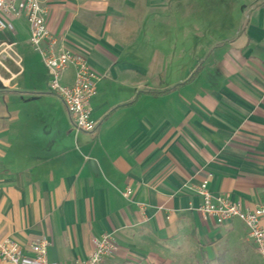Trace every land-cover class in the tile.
<instances>
[{"label": "crops", "instance_id": "1", "mask_svg": "<svg viewBox=\"0 0 264 264\" xmlns=\"http://www.w3.org/2000/svg\"><path fill=\"white\" fill-rule=\"evenodd\" d=\"M39 1L56 51L84 54L100 76L97 128L77 132L50 92L24 14L0 30V239L44 238L49 261L73 264L111 234L103 264H196L215 228L238 221L197 211L207 175L212 194L264 206V0L242 6L236 34L208 44L187 80L165 70L157 36L173 0Z\"/></svg>", "mask_w": 264, "mask_h": 264}, {"label": "built area", "instance_id": "2", "mask_svg": "<svg viewBox=\"0 0 264 264\" xmlns=\"http://www.w3.org/2000/svg\"><path fill=\"white\" fill-rule=\"evenodd\" d=\"M22 13L29 27V44L40 55L48 71L50 92L61 100L77 132H94L97 123L91 118L88 105L96 94L99 74L84 54L66 48L56 51V38L46 25L47 10L39 0H20L19 3L18 0H0V30L12 31V20ZM69 66L74 67V75L72 83L66 85L61 82V77ZM209 178L210 175H207L196 189L201 198L197 211L211 218L216 225H223L232 219L240 221L264 264V206L245 209L239 200H233L229 195L212 194L207 189ZM130 194L129 188L123 193L125 197ZM93 244L88 257L76 259L73 264H103L104 258L116 249L111 234H103ZM47 247L48 242L44 238L29 242L27 248L13 238H2L0 264H57L48 260Z\"/></svg>", "mask_w": 264, "mask_h": 264}, {"label": "rangeland", "instance_id": "3", "mask_svg": "<svg viewBox=\"0 0 264 264\" xmlns=\"http://www.w3.org/2000/svg\"><path fill=\"white\" fill-rule=\"evenodd\" d=\"M178 14L163 17L160 47L166 56H172L165 70L187 80L191 73L202 69L206 46L236 34L240 25V9L248 0H173ZM179 27L168 30V22ZM173 39H172V38ZM174 37H177L174 40ZM149 46V45H148ZM189 72L188 75H184ZM184 80V81H185ZM60 103V102H58ZM61 105V104H60ZM232 228V232L228 229ZM216 234L219 236L213 238ZM214 235V236H213ZM212 244H202L195 252L196 264H262L259 254L248 238L245 226L235 221L232 226H218Z\"/></svg>", "mask_w": 264, "mask_h": 264}]
</instances>
